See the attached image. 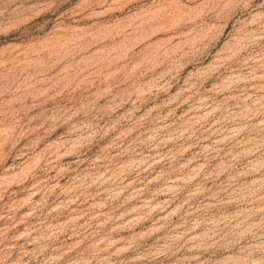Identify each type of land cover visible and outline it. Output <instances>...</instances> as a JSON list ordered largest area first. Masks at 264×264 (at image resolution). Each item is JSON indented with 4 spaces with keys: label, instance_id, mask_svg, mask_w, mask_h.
I'll return each instance as SVG.
<instances>
[{
    "label": "rangeland",
    "instance_id": "374dc122",
    "mask_svg": "<svg viewBox=\"0 0 264 264\" xmlns=\"http://www.w3.org/2000/svg\"><path fill=\"white\" fill-rule=\"evenodd\" d=\"M0 264H264V0H0Z\"/></svg>",
    "mask_w": 264,
    "mask_h": 264
}]
</instances>
